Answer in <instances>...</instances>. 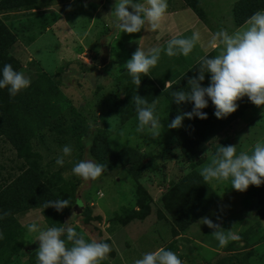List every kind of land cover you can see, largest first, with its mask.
I'll list each match as a JSON object with an SVG mask.
<instances>
[{"label":"rangeland","instance_id":"374dc122","mask_svg":"<svg viewBox=\"0 0 264 264\" xmlns=\"http://www.w3.org/2000/svg\"><path fill=\"white\" fill-rule=\"evenodd\" d=\"M190 1L202 18L205 7L219 13L214 14L218 19H208L209 27L214 29L215 25L218 31L229 33L257 10H264V0ZM115 3L25 0L17 6H34L38 11L26 19L22 17L24 10L15 8L13 20L3 24L15 36L10 46L11 65L31 81L23 89L28 100L41 107L49 101L33 91L43 86V74L54 81L63 97L60 113L31 137L32 157L17 160L13 147L0 136V167L4 164L8 169L0 171V189L27 167L43 183L54 179L62 187L75 185L76 203L81 202L83 208L72 207L64 220L86 240L110 245L111 252L100 264H134L144 253L159 248L176 253L182 264H264V183L240 192L231 187L230 179L205 184L200 175V169L211 162L221 145H236L237 154H250L255 143L264 140V105L256 106L245 96L237 101L234 113L218 119L209 99L201 110L207 119L184 118L182 127L169 129L177 114L191 110L187 109L190 102L176 104L171 93L188 91L189 86L174 84L160 90L144 74L139 88L133 84L124 68L133 47L125 43H131L134 51L141 47L147 52L158 43L159 30L142 27L138 33L120 34L114 29L111 14ZM169 26L171 35L174 28ZM105 47L107 63L101 66ZM188 63L178 64L172 57L162 61L160 57L148 74L161 87L166 77L176 78L181 66ZM206 76L208 81H202V86L209 84L210 74ZM137 94L149 105L155 102V115L162 124L159 138L136 132L137 113L131 99ZM193 126L207 127L203 131L210 137L192 145L185 134ZM223 128L226 130L221 132ZM65 145L72 152L59 166L56 158ZM84 159L104 165L99 178L84 180L73 174V166ZM130 160L140 161L138 174L131 170ZM202 217L240 239L220 247L211 234L213 229L201 224ZM17 219L24 225V241L12 257L16 260L13 264H37L38 232L29 233L25 225L37 219L40 230L49 228L41 207L19 213Z\"/></svg>","mask_w":264,"mask_h":264},{"label":"clouds","instance_id":"9594fccd","mask_svg":"<svg viewBox=\"0 0 264 264\" xmlns=\"http://www.w3.org/2000/svg\"><path fill=\"white\" fill-rule=\"evenodd\" d=\"M129 6L132 11H129ZM167 8V0H116L111 11L114 29L129 34L140 32L142 27L155 31L160 27ZM200 40V32L193 31L190 37H172L164 49L153 47L145 52L139 47L125 62L124 68L132 77L133 84L139 88L141 74L148 75L149 70L157 65L162 51L169 57L188 56ZM209 45L213 48L222 45V48L214 57L199 58V73L188 79V91L176 90L171 93L176 104L191 102L193 107L189 112L177 114L168 124L169 129L182 127L185 117L207 119V113L201 110L208 106L209 99L218 119L234 113L238 108L237 101L245 96L256 106L264 105V10L254 12L244 25L232 33L224 29L215 32ZM206 73L210 74V81L207 86H202ZM30 84V79L22 72L14 70L11 64L4 65L0 89L7 88L10 98ZM170 87L169 80L165 88ZM131 100L137 113L136 132L159 138L162 124L155 115V102L149 105L145 97L139 94L132 96ZM89 126L92 127L91 122ZM71 152L72 148L65 145L62 155L56 158V164L63 166L64 157L70 156ZM103 170L104 165L92 159L80 160L72 168L73 174L84 180H96ZM200 175L205 184L213 180L230 179L231 187L240 192L246 191L250 185L259 187L264 183V140L256 142L250 154L243 151L237 154L236 145H221L211 162L200 169ZM77 204L83 206L81 202ZM68 206L69 201L66 199L49 200L44 204V208L54 207L58 212ZM10 214L5 211L0 214V219ZM200 222L213 229L211 234L220 247L240 239L239 235L231 231L220 230L221 226L208 217H202ZM25 227L29 233L38 232L35 240L39 241L37 264H100L111 252L108 243L86 240L84 234L78 233L69 222L61 227L40 230L38 220L33 219ZM64 236L66 239H62ZM0 239H3L2 232ZM134 264H182V261L173 251L159 248L144 253Z\"/></svg>","mask_w":264,"mask_h":264},{"label":"trees","instance_id":"16d2710c","mask_svg":"<svg viewBox=\"0 0 264 264\" xmlns=\"http://www.w3.org/2000/svg\"><path fill=\"white\" fill-rule=\"evenodd\" d=\"M185 1L191 6L190 0ZM14 41L15 36L0 23V78H2L4 65L12 62L9 56L11 55L10 46ZM207 56L211 58V54ZM198 66L197 63L183 74L175 86L187 82L189 78L194 77L192 76L194 73L197 75ZM206 78L205 81H208V76ZM40 80L44 83L43 86L33 91L40 93L42 98H49V101L44 102L43 107L33 106L36 104L28 100L25 90H21L14 98H10L7 88L0 89V136H4L10 142L18 158H30L35 155L30 143L31 137L48 126L61 111L60 99L63 94L59 92L50 77L43 74L40 75ZM210 105L213 106L212 102ZM192 107L193 104L190 102L187 109L192 110ZM185 119L190 120L187 117ZM204 128L207 127L193 126L186 132L185 136L190 138L192 145L210 137L204 133ZM130 162L131 170L138 174L141 169L140 161L130 160ZM35 174L37 173L33 169L27 167L0 189V214L5 211L11 213L4 219H0V232L3 233V239H0V264H13L16 260L12 257L22 248L24 226L19 223L17 213L41 207L46 224L49 227H61L64 226L65 221L67 223V220H64L65 215L78 200L75 196V185L62 187L54 179L43 183L35 178ZM57 199L68 200L69 206L60 212L54 207L44 208L47 201Z\"/></svg>","mask_w":264,"mask_h":264},{"label":"crops","instance_id":"0c3cea01","mask_svg":"<svg viewBox=\"0 0 264 264\" xmlns=\"http://www.w3.org/2000/svg\"><path fill=\"white\" fill-rule=\"evenodd\" d=\"M25 0H0V23L2 24H8L9 22L13 20V17H15L16 9L15 8H22L24 10L22 17L23 18H28L33 15L35 11H38L39 8H36L34 6H30L26 8V5H20L22 2ZM114 2L116 0H113ZM167 11L165 13V17L162 20L160 27L158 28L159 30V41L156 45L164 49L166 48L167 41L170 40L172 37H190L193 33V31H199L201 34V40L197 45L193 48L191 53L188 56H183V55H176L172 56V60H174L178 64L182 63H187V66L183 68L181 66L180 73L176 78L170 79L168 77L165 78V81H163V86L158 87L154 81V79L151 77V75L148 74L149 78L153 81L154 85L159 88L160 90L166 89L165 88V83L170 80L171 86L173 84H176L178 79L188 72L194 65L198 63V60L201 56H207L211 54L213 57L218 55L219 51L222 48V45H218L216 48H213L209 45V41L211 39V36L218 31V27L214 25V29H211L210 22L208 19H218V17H215L214 14H219L215 12L207 11L206 7L204 8L205 12V17L202 18L199 16L193 9L192 7L185 1V0H167ZM16 6V7H15ZM204 7V6H203ZM129 11H132L131 7L129 8ZM169 24L173 25L174 30L172 31V34L170 35V26ZM143 30V29H142ZM120 34L121 31H120ZM164 39V40H163ZM128 40V36H127ZM129 42V41H128ZM125 43V42H124ZM126 46H132L133 47V52L134 51V46L131 43H125ZM136 46V45H135ZM162 61L163 58L169 57L168 55L165 54L164 51L161 52L160 55ZM182 59V60H181ZM188 82V81H187ZM187 82H183L182 84H178V86L185 87L187 85ZM226 128V127H225ZM223 128L221 132L225 131L226 129ZM9 142V141H8ZM10 143V142H9ZM11 145V144H10ZM12 146V145H11ZM14 149V148H13ZM15 151V149H14ZM16 155V151H15ZM10 157V156H9ZM17 160L23 161L22 158H18L16 155ZM7 171V166L4 167V164L0 167V171ZM1 180V179H0ZM2 181H0L1 185ZM9 181L3 186L5 187ZM2 187V188H3ZM1 188V189H2ZM31 210V209H29ZM27 210V211H29ZM26 212V211H25ZM22 213V212H20ZM19 213H17L16 217L18 216ZM19 221V220H18ZM22 226H24L21 222H19Z\"/></svg>","mask_w":264,"mask_h":264},{"label":"water","instance_id":"95a60500","mask_svg":"<svg viewBox=\"0 0 264 264\" xmlns=\"http://www.w3.org/2000/svg\"><path fill=\"white\" fill-rule=\"evenodd\" d=\"M106 63H107V48L105 47V48L103 49V53H102V55H101V57H100V65H101V66H104ZM77 207H79L80 209L83 208L82 206H78V204L75 203V204L73 205V208H74L75 210H77Z\"/></svg>","mask_w":264,"mask_h":264}]
</instances>
